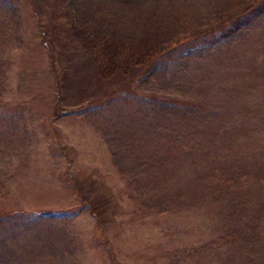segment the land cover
<instances>
[{
  "label": "rangeland",
  "instance_id": "rangeland-1",
  "mask_svg": "<svg viewBox=\"0 0 264 264\" xmlns=\"http://www.w3.org/2000/svg\"><path fill=\"white\" fill-rule=\"evenodd\" d=\"M39 3L0 0V264H264V16L128 86Z\"/></svg>",
  "mask_w": 264,
  "mask_h": 264
},
{
  "label": "trees",
  "instance_id": "trees-1",
  "mask_svg": "<svg viewBox=\"0 0 264 264\" xmlns=\"http://www.w3.org/2000/svg\"><path fill=\"white\" fill-rule=\"evenodd\" d=\"M27 1L38 13L39 0ZM42 1L49 5L64 4L62 15L70 17L67 24L71 34L91 54L100 77L108 79L122 74L129 78L128 86L138 79L135 76L139 70L144 68L138 75L141 77L160 57L184 44L223 42L264 16V0ZM59 82L61 91L68 84V77L59 78ZM124 84L118 91L126 90ZM110 88L104 90L102 97L112 96L113 92L107 91ZM91 202L90 210L100 212L99 204Z\"/></svg>",
  "mask_w": 264,
  "mask_h": 264
}]
</instances>
